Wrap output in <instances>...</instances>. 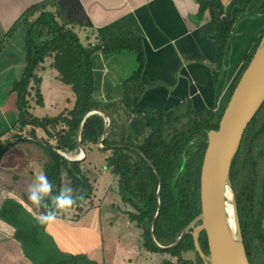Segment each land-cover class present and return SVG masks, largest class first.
Instances as JSON below:
<instances>
[{"label": "trees", "instance_id": "16d2710c", "mask_svg": "<svg viewBox=\"0 0 264 264\" xmlns=\"http://www.w3.org/2000/svg\"><path fill=\"white\" fill-rule=\"evenodd\" d=\"M197 2L198 17L202 19L206 12L212 17L215 25L213 38L219 43L222 51L219 60L221 66L234 27L246 14L253 0H232L227 6L221 0ZM49 6H56L55 0L34 5L9 32V36H12L18 27L26 26V66L21 77L13 81L10 90V93L16 95L17 121L11 128L4 130L5 133L13 130L18 132L0 143V148L13 139L16 141L0 151V161L11 148L20 143L38 145L42 149L40 162L44 174L54 185V194L62 186L70 185L74 196L83 197L68 213L59 215L57 219L79 222L98 208L93 201L94 185L84 173L81 161H70L53 148L69 158H76L81 154V144L88 153L92 152L93 146L100 145L108 130L109 121L107 116L100 113H91L85 119L84 117L94 109L102 110L114 121L113 130L102 143L103 151L110 153L105 159V167L119 177L121 200L134 209V212H128V216L130 221L136 223L143 231L144 249L152 254L167 253L177 258L175 262L167 259L162 264H206L196 250L192 233L174 248L162 249L160 246L169 247L176 243L184 229L201 212L200 178L208 145V133L219 129L224 112L218 114L214 108L208 107L196 110L191 99L163 110L140 105L147 91L143 81L147 62L143 36L134 32L105 29L99 31L100 41L97 45L85 46L78 34L68 28V24L61 19L58 10L52 12L48 10ZM258 15L264 17V2ZM261 41L262 37L245 56L243 68L233 85L232 93ZM5 44L6 41L0 44V50ZM126 52L137 56L138 67L123 82L121 98L109 102L98 99L97 94L103 85V73L96 65L99 56L110 57ZM47 59H53L51 67L59 73L60 82L71 87L75 101L71 109L64 110L59 115L37 117L31 111L29 99L34 91L36 104L45 107L41 92L43 79L37 71ZM221 75L222 72H215L216 84ZM123 120L124 122H120ZM82 122L80 144L79 129ZM38 129L45 133L46 138L38 137ZM5 133H0V137ZM24 137L31 139L25 140ZM50 145L53 148H50ZM262 170L264 104L245 131L230 170L250 264H264ZM160 181L162 190L158 199ZM40 209L47 211L42 207ZM99 210L101 215L103 211ZM201 223L197 222L195 226ZM101 227L100 224L99 228ZM99 239L104 242L101 234ZM199 242L203 252L209 256L208 240L204 231L199 235ZM187 252H194L195 259H185L183 253ZM60 264L107 263L91 259L88 253L82 252L72 254L69 261Z\"/></svg>", "mask_w": 264, "mask_h": 264}, {"label": "crops", "instance_id": "0c3cea01", "mask_svg": "<svg viewBox=\"0 0 264 264\" xmlns=\"http://www.w3.org/2000/svg\"><path fill=\"white\" fill-rule=\"evenodd\" d=\"M46 1L49 0H0V44L6 41L0 50V67L3 56L13 51L10 47L13 39L19 34L25 40V25L9 36L11 29L31 7ZM221 1L227 6L232 0ZM55 2L56 6H49L48 10H58L61 19L78 34L85 46L97 45L99 31L105 29L143 36L147 56L143 81L147 91L140 105L163 110L191 99L196 110L208 107L220 114L230 101L244 58L255 44L243 41L242 30L248 31V26L254 23L264 0H253L248 8H253V11L250 10L236 23L221 66L222 51L213 38L215 25L209 12L202 19L198 17L197 0ZM260 18L262 20L263 17ZM258 25L261 26L260 23ZM128 57L124 53L99 56L100 70L104 68L105 73L100 99L109 102L121 98L122 84L130 76L127 66L131 64V71L135 68V61V66H138L137 56L133 63L132 60L129 63L131 58ZM50 61L51 66L53 59ZM12 66L2 67L8 70ZM23 66L25 69L26 63ZM218 71L222 75L216 84L214 74ZM56 79H59V73ZM11 86H7L8 92ZM12 94L16 99L14 93L9 97ZM37 134L39 138H46L41 129L37 130ZM8 137L9 133H5L0 139ZM41 154L42 149L38 145L20 143L0 161V264H60L69 261L72 254L82 252L88 253L91 259L106 261L105 243L101 239L100 244L89 242V234L97 229L95 223V229L88 224L84 230L81 221L57 219L43 226L38 223L36 218L45 211L31 204L28 189L37 175L44 174Z\"/></svg>", "mask_w": 264, "mask_h": 264}, {"label": "rangeland", "instance_id": "374dc122", "mask_svg": "<svg viewBox=\"0 0 264 264\" xmlns=\"http://www.w3.org/2000/svg\"><path fill=\"white\" fill-rule=\"evenodd\" d=\"M252 10L248 9L246 13ZM258 12V10H257ZM254 23L250 24L248 31L242 30L243 41L256 42L259 38H264V17L258 16L253 20ZM258 23L261 24L258 25ZM18 29V28H17ZM24 41L19 34L13 39L11 49L13 50L10 55L3 56L2 65L0 67V132L11 128L18 118V111L16 107V99L12 96L9 97L10 92L7 86L12 85L13 81L19 79L24 71V64L26 63V48ZM262 42V41H261ZM25 48V51H24ZM129 63L136 57L134 53L126 52ZM50 59H47L37 73L43 79L41 85V92L46 100V106L40 107L36 104L35 93L31 92L30 103L32 106V113L37 117L56 116L64 110H69L73 107L75 94L70 86L59 82L56 79L57 71L50 66ZM101 62V61H100ZM136 62V61H135ZM134 62V70L131 71V64L127 66V74L131 75L136 69ZM8 64L13 65L5 67ZM97 68L101 69V63H96ZM103 68V67H102ZM101 71V70H100ZM104 68L101 71L104 76ZM128 75V76H129ZM58 76V75H57ZM127 76V77H128ZM102 92L97 94L98 99L102 98ZM7 99L6 102L4 100ZM10 100V101H9ZM70 100V101H69ZM146 106L145 104L143 105ZM124 119L126 118L123 116ZM123 119V118H122ZM120 122H124L120 121ZM122 124V123H121ZM27 130V129H26ZM18 130L9 132V138L13 136ZM7 139H0V143L5 142ZM110 153L104 152L101 146H93V151L88 153L87 158L81 161L83 170L89 176L90 181L94 185V204L98 206L90 212L89 217L86 215L82 220V230L88 227V224L95 229L97 222V230L89 234V242L93 245L99 243V235L104 239L105 243V257L107 264H162L164 260L176 261L177 258L172 257L167 253L152 254L147 252L143 247L142 233L143 231L137 227L136 223L130 221L128 212H134V209L122 202L119 194V177L115 176L111 169L106 168V157ZM264 170L261 171L263 173ZM237 201V200H236ZM237 204V202H236ZM242 204V203H240ZM99 209L103 212L99 215ZM97 219V221H96ZM85 220H87L85 222ZM92 222L90 223L89 221ZM96 222H95V221ZM80 222V221H79ZM101 224V229L99 225ZM264 227V223H263ZM96 232V233H95ZM97 235V238L96 236ZM86 236V237H87ZM99 247V246H98ZM104 248V247H103ZM185 259H195L194 252L183 253Z\"/></svg>", "mask_w": 264, "mask_h": 264}, {"label": "water", "instance_id": "95a60500", "mask_svg": "<svg viewBox=\"0 0 264 264\" xmlns=\"http://www.w3.org/2000/svg\"><path fill=\"white\" fill-rule=\"evenodd\" d=\"M263 104L264 38L232 93L230 101L222 115L219 129L211 130L208 133V145L200 178L201 212L184 229L176 243L169 247L159 245L160 248H174L180 245L189 233H192L196 250L206 264H250L244 245L236 198L233 200L236 208V234L233 232L229 222L227 193L229 190H232L230 179L232 161L240 148L245 131ZM91 113H100L108 118L109 127L99 145L103 148L102 143L113 130L114 121L104 111L97 109L86 114L84 119ZM82 126L83 122L79 129L80 144ZM23 139L28 140L31 138L24 137ZM15 141L14 139L11 140L3 148H0V151ZM49 147L53 148L51 145ZM80 148L81 154L76 158H69L64 153L55 148L53 149L70 161H84L87 158L88 151L82 144ZM149 163L152 165L151 162ZM161 190L162 183L160 181L157 194L158 199L161 197ZM200 221L202 222L201 225L195 226ZM202 231L207 236L209 256L203 252L200 246L199 235Z\"/></svg>", "mask_w": 264, "mask_h": 264}, {"label": "clouds", "instance_id": "9594fccd", "mask_svg": "<svg viewBox=\"0 0 264 264\" xmlns=\"http://www.w3.org/2000/svg\"><path fill=\"white\" fill-rule=\"evenodd\" d=\"M53 189V183L43 173L35 177L28 189L31 204L47 210L36 218L42 226L54 223L59 215L68 213L78 201L83 200L82 196L73 195V188L70 185L62 186L55 194Z\"/></svg>", "mask_w": 264, "mask_h": 264}, {"label": "bare ground", "instance_id": "6f19581e", "mask_svg": "<svg viewBox=\"0 0 264 264\" xmlns=\"http://www.w3.org/2000/svg\"><path fill=\"white\" fill-rule=\"evenodd\" d=\"M235 199V195L232 190H229L227 193V212L229 216V222L231 225V228L233 232L236 234L237 232V224H236V218H235V213H236V208H235V203L233 200Z\"/></svg>", "mask_w": 264, "mask_h": 264}]
</instances>
